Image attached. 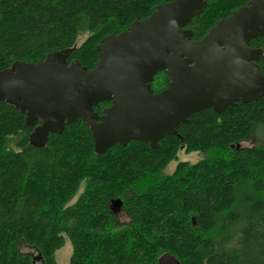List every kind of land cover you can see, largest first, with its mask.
<instances>
[{
    "label": "trees",
    "instance_id": "1",
    "mask_svg": "<svg viewBox=\"0 0 264 264\" xmlns=\"http://www.w3.org/2000/svg\"><path fill=\"white\" fill-rule=\"evenodd\" d=\"M169 1L0 0V71L64 50L71 51L68 62L90 71L102 38ZM248 1L207 0L186 26L191 40ZM83 31L86 39L75 46ZM249 46L262 51L257 65L264 75V36ZM168 83L160 71L150 87L156 94ZM258 126L264 128V96L221 113H193L156 148L131 140L98 154L89 127L77 119L36 149L28 140L34 127L0 101V264H56L65 238L68 264H158L163 254L180 264H264V145H241ZM180 149L205 157L162 175ZM116 200L128 217L121 227L111 213ZM20 244L37 256L22 254Z\"/></svg>",
    "mask_w": 264,
    "mask_h": 264
},
{
    "label": "water",
    "instance_id": "2",
    "mask_svg": "<svg viewBox=\"0 0 264 264\" xmlns=\"http://www.w3.org/2000/svg\"><path fill=\"white\" fill-rule=\"evenodd\" d=\"M206 1L171 0L127 30L105 36L90 71L77 60L68 62L70 50L49 53L37 63L16 61L0 71V101L34 127L28 137L34 148L81 119L98 154L131 140L156 148L193 113H221L238 101H256L264 96V75L255 63L262 51L249 42L264 36V0H249L193 41L186 26ZM160 71L169 83L154 94L150 84ZM102 102L111 104L98 115L94 107ZM111 204L114 210L121 207L120 200ZM158 264L180 263L163 254Z\"/></svg>",
    "mask_w": 264,
    "mask_h": 264
},
{
    "label": "rangeland",
    "instance_id": "3",
    "mask_svg": "<svg viewBox=\"0 0 264 264\" xmlns=\"http://www.w3.org/2000/svg\"><path fill=\"white\" fill-rule=\"evenodd\" d=\"M86 37H87V33L83 31L78 37L75 43V46H79L86 39ZM241 145L245 148H255V147L263 146L264 145V128L261 126L255 127L250 140L242 143ZM8 147H13V144L12 143L8 144ZM203 157L205 156L199 153H195V152L186 154L183 149H180L177 153L176 159L171 161L162 170L161 174L164 176L170 175L173 173L178 163L186 162L188 164H193L199 161L200 159H202ZM114 222L117 227L124 226L128 223V217L124 213H119V214L116 213L114 214ZM19 248L22 254H30L33 257L37 256V253L33 249L23 244H20ZM71 251H72L71 245L68 239L65 238L64 245L59 250H57L54 254L56 264H68ZM36 264H39V262H36Z\"/></svg>",
    "mask_w": 264,
    "mask_h": 264
},
{
    "label": "flooded vegetation",
    "instance_id": "4",
    "mask_svg": "<svg viewBox=\"0 0 264 264\" xmlns=\"http://www.w3.org/2000/svg\"><path fill=\"white\" fill-rule=\"evenodd\" d=\"M261 57H262V55H261ZM261 57L259 58V60L261 59ZM259 60L258 61H256L255 63L257 64L258 62H259ZM258 66V65H257ZM238 102H240V101H238ZM237 102V103H238ZM111 213L114 215V214H119V213H124L123 212V210H122V208L120 207L118 210H114V208H113V206H112V204H111ZM125 214V213H124ZM126 215V214H125Z\"/></svg>",
    "mask_w": 264,
    "mask_h": 264
}]
</instances>
